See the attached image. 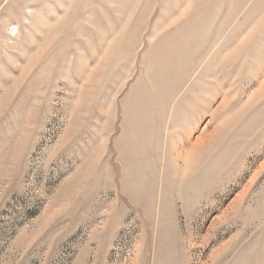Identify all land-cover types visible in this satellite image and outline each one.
Here are the masks:
<instances>
[{
    "label": "rangeland",
    "instance_id": "374dc122",
    "mask_svg": "<svg viewBox=\"0 0 264 264\" xmlns=\"http://www.w3.org/2000/svg\"><path fill=\"white\" fill-rule=\"evenodd\" d=\"M0 264H264V0H0Z\"/></svg>",
    "mask_w": 264,
    "mask_h": 264
}]
</instances>
